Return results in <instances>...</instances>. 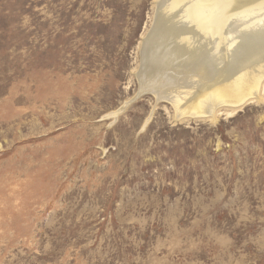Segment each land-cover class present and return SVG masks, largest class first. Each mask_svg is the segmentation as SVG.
I'll return each instance as SVG.
<instances>
[{
  "label": "rangeland",
  "instance_id": "rangeland-1",
  "mask_svg": "<svg viewBox=\"0 0 264 264\" xmlns=\"http://www.w3.org/2000/svg\"><path fill=\"white\" fill-rule=\"evenodd\" d=\"M157 1L0 0V264H264V91L140 93ZM233 40L227 77L263 61Z\"/></svg>",
  "mask_w": 264,
  "mask_h": 264
},
{
  "label": "bare ground",
  "instance_id": "bare-ground-1",
  "mask_svg": "<svg viewBox=\"0 0 264 264\" xmlns=\"http://www.w3.org/2000/svg\"><path fill=\"white\" fill-rule=\"evenodd\" d=\"M156 10L141 46L140 93L152 91L171 102L178 118L213 121L223 108L233 113L251 99H263L264 0H158ZM175 14L176 24L165 32L164 18ZM230 37L237 45L243 41L245 47L259 49L261 64L253 61L227 77L222 65L234 63L225 47Z\"/></svg>",
  "mask_w": 264,
  "mask_h": 264
}]
</instances>
